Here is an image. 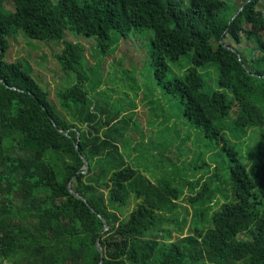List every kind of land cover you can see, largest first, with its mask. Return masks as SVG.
<instances>
[{
  "label": "trees",
  "instance_id": "obj_1",
  "mask_svg": "<svg viewBox=\"0 0 264 264\" xmlns=\"http://www.w3.org/2000/svg\"><path fill=\"white\" fill-rule=\"evenodd\" d=\"M9 1L12 11L0 0V264H264V0ZM147 30L155 80L224 153L219 169L200 155L194 167L207 172L196 176L192 163L131 168L117 140L131 116L91 98L85 48L64 38H92L106 55ZM18 32L62 47L57 61L77 82L57 92L58 107L22 62L6 60ZM180 59L191 67L165 80ZM210 63L213 91L197 71ZM180 202L194 210L185 235V220L166 216Z\"/></svg>",
  "mask_w": 264,
  "mask_h": 264
},
{
  "label": "rangeland",
  "instance_id": "obj_2",
  "mask_svg": "<svg viewBox=\"0 0 264 264\" xmlns=\"http://www.w3.org/2000/svg\"><path fill=\"white\" fill-rule=\"evenodd\" d=\"M226 1L229 4L239 2ZM52 2L56 3L57 0ZM4 6L8 11L13 10L9 0H5ZM64 38L85 48L87 66H84L83 73L87 81L84 82V87L90 91L91 98L111 114L119 113L122 117L127 111L126 114L131 116V123L117 131L120 151L131 168L139 172H168L169 168L184 171L186 164L192 163L191 172L196 176L197 173L207 172V168L194 167L199 164L198 160H194L196 155L202 156L207 163L210 161L211 167H222L224 153L215 144L208 147L210 142L184 119L179 97L167 94L155 80L151 31H136L126 38L120 37L106 55L100 54L92 38L70 32L65 33ZM9 40L6 60L22 62L23 69L43 90L48 91L50 101L58 107L57 92L77 82L76 76L64 73L57 61L56 57L62 47L57 43L28 40L21 32L13 34ZM225 42L240 49L249 47L244 40L239 45H234L229 39ZM167 65L165 80L181 78L191 67L186 59ZM197 71L204 79L205 90L217 89V70L214 64H207ZM94 88L96 89L92 90ZM132 111L135 113L131 114ZM249 138L251 133L241 148L244 157L246 147L252 146ZM110 206L113 207L112 204ZM134 207L135 202L122 208V216L126 217ZM193 214L194 210L190 205L180 202L177 210L166 216L185 220V235Z\"/></svg>",
  "mask_w": 264,
  "mask_h": 264
},
{
  "label": "water",
  "instance_id": "obj_3",
  "mask_svg": "<svg viewBox=\"0 0 264 264\" xmlns=\"http://www.w3.org/2000/svg\"><path fill=\"white\" fill-rule=\"evenodd\" d=\"M87 168L86 162L84 161V169ZM105 230H107V226L105 225Z\"/></svg>",
  "mask_w": 264,
  "mask_h": 264
}]
</instances>
